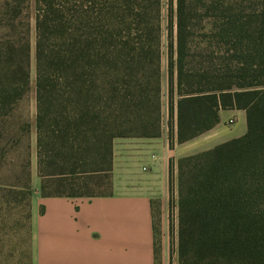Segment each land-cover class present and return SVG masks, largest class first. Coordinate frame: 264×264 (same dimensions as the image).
<instances>
[{"label":"trees","instance_id":"1","mask_svg":"<svg viewBox=\"0 0 264 264\" xmlns=\"http://www.w3.org/2000/svg\"><path fill=\"white\" fill-rule=\"evenodd\" d=\"M29 8L0 0V119L30 91ZM34 27L42 196L109 195L116 138L167 124L173 147L243 109L244 135L177 160L178 261L264 264V0H35Z\"/></svg>","mask_w":264,"mask_h":264},{"label":"crops","instance_id":"2","mask_svg":"<svg viewBox=\"0 0 264 264\" xmlns=\"http://www.w3.org/2000/svg\"><path fill=\"white\" fill-rule=\"evenodd\" d=\"M232 117L238 121L228 131L225 126ZM246 131V110L222 109L214 128L187 142H177L175 126L173 147L167 124L158 137L116 138L115 189L109 195L44 197L37 180L27 264H181L177 251L168 260L156 230L158 214L165 215L170 206L179 210L177 160ZM203 141L207 145H198Z\"/></svg>","mask_w":264,"mask_h":264},{"label":"rangeland","instance_id":"3","mask_svg":"<svg viewBox=\"0 0 264 264\" xmlns=\"http://www.w3.org/2000/svg\"><path fill=\"white\" fill-rule=\"evenodd\" d=\"M29 11L33 24L30 91L15 105L9 117L0 119V264H27L30 260L32 196L29 199L26 195V186L29 185L33 193L37 180L40 181L36 142L35 0H30ZM166 14L164 5L162 20L164 43L167 39ZM232 119L235 120V124L229 125L227 122L225 129L228 131L236 127L238 119L236 117ZM204 144L205 141L198 145ZM103 182L101 187L95 185L92 187L95 193L114 192L112 175ZM178 215L179 210H174L170 206L165 215L158 214L156 217L159 242L162 244L163 240L170 262L178 249Z\"/></svg>","mask_w":264,"mask_h":264},{"label":"built area","instance_id":"4","mask_svg":"<svg viewBox=\"0 0 264 264\" xmlns=\"http://www.w3.org/2000/svg\"><path fill=\"white\" fill-rule=\"evenodd\" d=\"M228 124H229V125H234V124H235V120H234V119H230V120L228 121Z\"/></svg>","mask_w":264,"mask_h":264}]
</instances>
